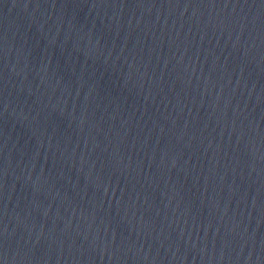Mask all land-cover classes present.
Masks as SVG:
<instances>
[{
	"label": "water",
	"instance_id": "obj_1",
	"mask_svg": "<svg viewBox=\"0 0 264 264\" xmlns=\"http://www.w3.org/2000/svg\"><path fill=\"white\" fill-rule=\"evenodd\" d=\"M0 264H264V0H0Z\"/></svg>",
	"mask_w": 264,
	"mask_h": 264
}]
</instances>
